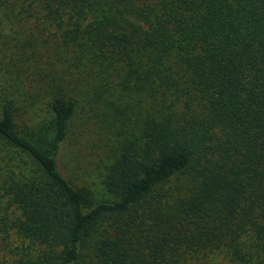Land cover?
Here are the masks:
<instances>
[{
    "label": "trees",
    "instance_id": "trees-1",
    "mask_svg": "<svg viewBox=\"0 0 264 264\" xmlns=\"http://www.w3.org/2000/svg\"><path fill=\"white\" fill-rule=\"evenodd\" d=\"M0 21L31 34L0 59V264H264V0H0ZM47 46L95 71L110 201L71 178Z\"/></svg>",
    "mask_w": 264,
    "mask_h": 264
},
{
    "label": "rangeland",
    "instance_id": "rangeland-1",
    "mask_svg": "<svg viewBox=\"0 0 264 264\" xmlns=\"http://www.w3.org/2000/svg\"><path fill=\"white\" fill-rule=\"evenodd\" d=\"M10 25V23L0 21V59L4 52H15L10 48L4 51V47H10L12 42L3 45L4 40H8V37L13 35V31H17L16 38L19 42L28 41L31 37L27 26H14V30H12ZM25 44L26 42L18 46ZM43 51H45V55L40 59L43 72L54 77L59 85L68 90L71 95L72 92H75L78 103L79 110L72 121L70 135L63 149V157L72 173L71 178L78 186L90 189L96 198L110 201L111 197L105 194L100 185L99 171L104 164L102 155H104L105 149L113 148L114 141L92 120L87 119L92 87L97 79L95 71L85 63H76L69 58L67 53L59 51L53 46H47ZM45 105L46 100L44 99V104L34 107L31 126L39 127L50 121L51 116ZM95 106L96 104L93 102L92 107ZM216 264L229 263L220 259Z\"/></svg>",
    "mask_w": 264,
    "mask_h": 264
}]
</instances>
